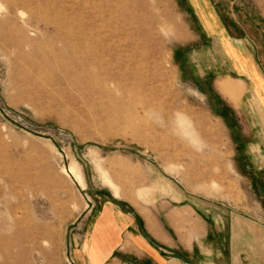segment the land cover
I'll return each mask as SVG.
<instances>
[{"label":"rangeland","instance_id":"rangeland-1","mask_svg":"<svg viewBox=\"0 0 264 264\" xmlns=\"http://www.w3.org/2000/svg\"><path fill=\"white\" fill-rule=\"evenodd\" d=\"M241 65L264 75V0H0V264H84L97 199L264 224Z\"/></svg>","mask_w":264,"mask_h":264},{"label":"crops","instance_id":"crops-1","mask_svg":"<svg viewBox=\"0 0 264 264\" xmlns=\"http://www.w3.org/2000/svg\"><path fill=\"white\" fill-rule=\"evenodd\" d=\"M243 70L245 75L240 80L230 78L243 88L236 105L241 106V115L246 117L251 116L250 103H259L261 115L258 112L260 121L256 123L242 119L243 127L258 126L257 133L251 134L252 142H243L242 147L255 145L261 152L264 147V75H252L245 66ZM262 167L256 170L260 172ZM235 173L242 175L237 170ZM199 197L187 195L182 204L170 209L171 233L153 214L137 216L120 204L95 200L86 226L90 244L80 254L82 263L107 264L115 260L119 252L127 264H264V224L229 210V204L221 199ZM126 239L129 240L127 246Z\"/></svg>","mask_w":264,"mask_h":264}]
</instances>
